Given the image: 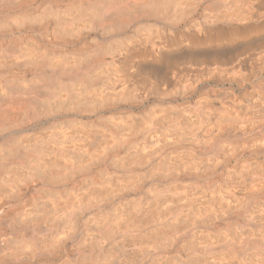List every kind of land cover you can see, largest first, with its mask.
Returning a JSON list of instances; mask_svg holds the SVG:
<instances>
[{
    "label": "bare ground",
    "instance_id": "obj_1",
    "mask_svg": "<svg viewBox=\"0 0 264 264\" xmlns=\"http://www.w3.org/2000/svg\"><path fill=\"white\" fill-rule=\"evenodd\" d=\"M263 8L264 0H0V264H264L263 199L242 218L256 235L239 221L238 230L219 232L229 220L204 213L215 203L228 212L230 194L264 191V135L245 136L255 119L264 123V75L248 80L254 87L233 107L219 89L185 102L197 88L178 74L169 78L173 89L133 84L144 64L226 47L234 24L247 25L240 37L258 32ZM138 21L161 22L174 36L150 39L149 48L132 35L116 44ZM212 97L222 132L205 124L215 120ZM146 101L149 109L133 112ZM241 130L237 150L229 132ZM222 151L253 156L224 191L219 184L232 176Z\"/></svg>",
    "mask_w": 264,
    "mask_h": 264
},
{
    "label": "rangeland",
    "instance_id": "obj_2",
    "mask_svg": "<svg viewBox=\"0 0 264 264\" xmlns=\"http://www.w3.org/2000/svg\"><path fill=\"white\" fill-rule=\"evenodd\" d=\"M229 1V0H228ZM230 1H232V0H230ZM234 1V0H233ZM229 7H231V6H229ZM213 9L214 8H211L210 10L213 12ZM234 9V8H233ZM232 9V10H233ZM236 10V9H235ZM238 10V9H237ZM242 10V9H241ZM241 10H239V11H234V12H232L233 14L234 13H240V11ZM244 10V9H243ZM261 10H263L264 11V8L263 9H261ZM260 10V11H261ZM152 11L153 10H151L150 11V13L152 14ZM157 11L160 13V15H163L165 12H163L162 10H156V12H155V10L153 11V14L152 15H154V13H156L157 15L159 14V13H157ZM259 11V13L258 14H262V13H264L263 11H261L260 12ZM149 12V11H148ZM162 12V13H161ZM171 12V11H170ZM198 12V13H197ZM196 13L197 14H194V17L196 18L197 16L199 17V13H201V10H198ZM211 12V13H212ZM222 12V11H221ZM230 12V13H231ZM243 12V11H242ZM140 13H143V12H141V11H134L133 12V14H136V15H134V16H137V15H140ZM146 13V12H145ZM149 13V14H150ZM208 14L207 12H203V14ZM214 13H215V11H214ZM238 13V14H239ZM202 14V13H201ZM204 14V15H205ZM241 15L243 16L244 15V13H241ZM155 16V15H154ZM124 18H126V17H124ZM262 19V20H261ZM260 20H258L255 24L254 23H252V24H254V26L255 25H257V28H260V30L258 31V32H256V33H252L251 35H249V36H243V37H240L238 34H237V32L239 33L240 32V30H242L243 31V28L244 27H246L247 25H245V24H234V25H232V26H230L229 28H231L230 30H231V33L232 34H236V36H235V38L233 37V35H231V37L233 38V39H236V40H234L232 43H229L226 47H222V48H220L219 50H216V51H213L214 49H212V50H206V51H202V52H204L203 54H202V52H201V49H195V50H193V51H191V52H189L188 54L186 53V55H185V53H174L175 55H172V56H168V58L166 57V58H163L162 59V62H161V65L160 66H162V65H164V66H166V67H160V66H158V67H151V68H148V66L149 65H147V64H144L143 66L144 67H141V72L135 77V79H134V83L133 84H135L136 86H138V87H141L142 86V88H143V90H145L146 92L148 91V90H150V89H152L153 87L155 88H157V86H158V88H159V86L160 87H162L161 89H163V86L165 87L166 86V84H167V86L164 88V89H171L172 88V84L170 85V80L171 79H174L175 77L176 78H180V80L182 81V82H184V81H187V79L186 78H188V81L187 82H184L183 84L184 85H186L185 83H190V84H192V83H194V84H192V85H194L193 87H195V85H196V88H197V90H196V92H195V94L193 95V96H191L188 100H186L185 102H187V103H192V102H194L195 101V99L197 98V96H201V95H210L211 93H212V91H222V92H224L226 95H224V97H222V100L221 101H223L222 103H225V105H229L230 103L232 104V106L231 107H233V106H235L236 105V102L235 101H237L236 99L237 98H242V95H244L245 94V92L246 91H251L252 90V87H254V82H253V84H252V82H248V80H253V78L255 77V76H258L259 74H260V76L261 75H264V58L262 59L261 58V56L262 57H264L263 55H264V52H263V50H264V17L263 18H261ZM126 21H128V20H126ZM130 21V20H129ZM261 21V22H260ZM131 22V21H130ZM140 22V23H139ZM259 22V23H258ZM136 23V24H135ZM133 22V23H131V25H130V29H132V27L134 26V24H135V27H137V28H135V27H133L134 29H132V30H130V29H126V32H125V34L124 35H119V34H117L116 35V38H115V40L117 41V43L116 44H120V43H123L122 41H123V38H125L126 36H131L132 35V37H133V39H134V37H136L135 38V40H132V41H138V39H140L141 41H138L136 44H139L140 45V47H148L149 48V42H152L151 40H154L155 38H157L159 35L161 36V35H164L165 33V35H167L168 37H172V36H174V32L171 30V29H169V28H166V27H164L163 26V23H161V22H156V21H153V22H151L150 21V23H152V24H148V25H145V24H141V23H143L142 21H138V22ZM138 23L139 24H141V25H138ZM119 24V23H118ZM184 24V25H183ZM263 24V25H262ZM138 25V26H137ZM154 25V26H153ZM236 25V26H235ZM118 26V25H117ZM139 26H140V28H139ZM141 26H143V27H141ZM146 26V27H145ZM147 26L148 27H150V29H149V31H148V28H147ZM178 27V29H179V31H186V27H185V23H181L180 24V22H179V24L177 25ZM159 27V28H158ZM235 27V28H234ZM243 27V28H242ZM263 27V28H262ZM139 28V29H138ZM142 28V29H141ZM147 28V29H146ZM165 28V29H164ZM237 29V30H236ZM138 32H137V31ZM239 30V31H238ZM132 31V32H131ZM135 32V34H133L134 32ZM143 31V32H142ZM184 31V32H185ZM137 32V33H136ZM163 32V33H162ZM230 31L228 30V33H229ZM154 33H156V34H154ZM158 33V34H157ZM134 35H136V36H134ZM138 35H140L139 37H138ZM138 37V38H137ZM140 37H142V38H140ZM146 37V38H145ZM151 37V38H150ZM122 39V41H121V39ZM147 38H148V41H147ZM119 39V40H118ZM137 39V40H136ZM151 39V40H150ZM124 40H126V38L124 39ZM120 41V43H118ZM146 44H145V43ZM148 44V45H147ZM237 47H240V48H237ZM155 48V47H154ZM223 51H222V50ZM200 50V51H199ZM228 50V51H227ZM230 50H231V52H230ZM195 51V52H194ZM198 51V52H197ZM210 52V54H209V52ZM251 51V52H250ZM262 51V52H261ZM200 52V53H199ZM222 52H223V54H222ZM227 52V53H226ZM261 52V53H260ZM199 53V54H198ZM207 54V56H208V58H207V56H206V54ZM179 54V55H178ZM190 54V55H189ZM197 54V55H196ZM262 54V55H261ZM196 55V56H195ZM199 55H200V57H199ZM226 55V56H225ZM174 56V57H173ZM185 56V57H184ZM249 56V57H248ZM255 56H257L256 58H254ZM170 57H172V59H170ZM202 57V58H201ZM227 57H229L228 59L230 60H227L226 58ZM187 58V59H186ZM250 58V59H249ZM166 59H168V60H166ZM247 59H249V61L248 62H246L247 61ZM252 59H253V61L255 62V64H254V62L252 61ZM257 59V60H256ZM260 59V60H259ZM262 59V60H261ZM245 60V61H244ZM211 61V62H210ZM227 61V62H226ZM233 61V62H232ZM242 61V62H241ZM251 61V63L249 64V62ZM225 62V63H224ZM245 62V63H244ZM261 62H262V64H261ZM164 63V64H163ZM212 64V66H210ZM243 64H244V66H243ZM246 64V65H245ZM147 67H146V66ZM190 65H192V66H190ZM217 65V66H216ZM228 65V66H227ZM215 66V67H214ZM218 66H224L223 68H224V70H226L227 69V71H225L224 73H223V71H222V75L220 74V72L217 74V73H215L216 72V67H218ZM236 66V67H235ZM240 66H242V67H240ZM248 66V69L246 68ZM260 66V67H259ZM196 67H201L202 68V70L204 71L205 69H207V70H205V72H198V71H200V70H198L197 69V73L195 72V74H194V72L192 73V70L195 68L196 69ZM205 67V68H204ZM211 67V68H210ZM229 68V70H228V68ZM239 67V68H238ZM245 69H244V68ZM250 67V68H249ZM155 68V69H154ZM160 68L162 69V70H160ZM214 68H216V69H214ZM236 68H237V70H236ZM242 68V69H241ZM262 68V69H261ZM154 69V70H153ZM159 69V70H158ZM212 69H214L213 71H211ZM233 69V70H232ZM239 69V70H238ZM261 69V70H260ZM255 70H257L256 72H255ZM162 71V72H161ZM171 71V72H170ZM235 71V72H234ZM239 71V72H238ZM249 71H251V72H249ZM155 72L158 74V73H160V74H158V75H155ZM176 72V73H175ZM230 72V73H229ZM238 72V73H237ZM257 73V74H255L254 75V73ZM189 73V74H188ZM203 73H205V74H203ZM213 73V74H212ZM216 75H215V74ZM237 73V74H236ZM242 73H244V74H242ZM142 74V75H141ZM170 74V75H169ZM177 74H178V77H177ZM183 75V76H185L184 77V79H183V76H180V75ZM197 74H199L200 76H197ZM203 74V75H202ZM220 74V75H219ZM230 74V75H229ZM237 75V78H241V80H237V78H236V75ZM246 74V75H245ZM252 74V75H251ZM141 75V76H140ZM174 76V77H172L171 78V76ZM205 75H206V77H205ZM208 75V76H207ZM240 75H242V76H240ZM157 76V77H156ZM169 76V77H168ZM222 77V78H219V77ZM139 77V78H138ZM140 77H142V78H140ZM197 77V78H196ZM199 77V78H198ZM205 77V78H204ZM243 77H245V79H247V80H245ZM169 78H171V79H169ZM201 78H204V79H201ZM209 78V80H207ZM251 78V79H250ZM158 79V80H157ZM192 79H194V80H192ZM220 79V80H219ZM235 80V82L236 81H238V82H236V83H238L239 84V86H240V88H238V84H236L235 82H234V80ZM243 79V80H242ZM144 80V81H143ZM150 80H152V81H150ZM164 80V81H163ZM202 80V81H201ZM230 82H229V81ZM231 80H233V82L231 81ZM139 81V82H138ZM151 84H148V82ZM160 81H162V83L160 82ZM193 81H195V82H193ZM198 81V82H197ZM201 81V82H200ZM244 81V82H243ZM167 82V83H166ZM192 82V83H191ZM210 84H209V83ZM145 85H144V84ZM147 83V84H146ZM156 83V84H155ZM161 83V84H160ZM169 83V84H168ZM198 83V84H197ZM200 83V84H199ZM203 83V84H202ZM231 83V84H230ZM235 83V84H234ZM242 83H243V85H242ZM251 83V84H250ZM157 84H159V85H157ZM182 83H181V85H183ZM148 85H150V86H148ZM154 85V86H153ZM181 85L179 86V87H177V86H175V87H177L178 89V92L179 91H181L182 89H181ZM183 85V86H184ZM253 85V86H252ZM264 85V84H263ZM135 86V88H137ZM146 86H148L147 88H146ZM151 86H153V87H151ZM170 86V87H169ZM151 87V88H150ZM242 87V88H241ZM264 87V86H263ZM144 88H146V89H144ZM150 88V89H149ZM174 88V87H173ZM172 88V89H173ZM206 88H207V90H206ZM262 88V87H261ZM141 89V88H140ZM217 89H219V90H217ZM233 91L232 92V96L231 95H229L228 93H229V91ZM244 90V91H243ZM246 90V91H245ZM205 92V93H204ZM209 92H211V93H209ZM201 93V94H200ZM203 93V94H202ZM239 94H241V95H239ZM236 96H237V98H236ZM239 96V97H238ZM194 97V98H193ZM233 97H235V98H233ZM224 99V100H223ZM231 100V101H230ZM229 101V102H228ZM261 102H263L262 100H260ZM260 101H259V103H260ZM210 106H208V108H210V109H212L211 111L213 112L212 114H213V116H215V117H213V118H215V120L214 119H212L213 121H214V123H212V120H210L209 122H211V123H205L207 126H209V127H214V129L216 130V129H218V130H216V131H219V132H222V131H224L223 129H224V127H225V125H226V121H225V118H224V120H221V121H219V119H216L217 118V111H218V109H219V105L221 104L219 101H217V100H214L213 99V97L212 98H210ZM227 103V104H226ZM235 103V104H234ZM147 104V105H146ZM152 104H153V102H151V101H146L145 103H143L141 106L142 107H140V108H137L138 106H136V107H131L132 108V110H133V112H136V113H138L139 111L140 112H142V110H147V109H149L151 106H152ZM176 104H178V103H175V105ZM234 104V105H233ZM261 104H263V103H261ZM139 105V104H138ZM146 107V108H145ZM230 107V106H229ZM130 108V109H131ZM214 108V109H213ZM218 108V109H217ZM129 108H127L126 110H130ZM138 110V111H137ZM217 112V113H215V111ZM263 112H264V110H263ZM215 114V115H214ZM257 118V117H256ZM262 119V118H261ZM259 119L257 118V119H255V121H253L254 122V124H252V125H249L248 126V129H250V130H248L249 131V133L247 134V135H245V136H248L249 138H250V140H257V138H260L261 136H263L264 135V131L261 129L260 130V128H261V126H263L264 125V123H262V125H260V123H261V121H258ZM218 121V122H217ZM216 123H220V124H216ZM256 123V124H255ZM211 125V126H210ZM214 125V126H213ZM216 125V126H215ZM258 125V126H257ZM205 126V125H204ZM222 128H221V127ZM255 127L257 128V129H255ZM221 131H220V130ZM238 130V129H237ZM260 131H262L261 133H260ZM227 132H229V131H227ZM240 132H243L242 130L241 131H230L229 133L230 134H232L234 137H232V139H231V143L232 144H234V145H236V148H237V150L239 149V147H237L238 145H241V141H242V137H244V136H242L241 134H240ZM258 132V133H257ZM236 134V136H235V134ZM243 134V133H242ZM255 136H254V135ZM239 135V136H238ZM251 135V136H250ZM259 135V136H258ZM261 135V136H260ZM258 136V137H257ZM241 137V138H240ZM235 138V139H234ZM230 140H228V142H229ZM239 141V142H238ZM230 143V142H229ZM237 143V144H236ZM224 147L226 146V145H223ZM236 150V151H237ZM226 152H224L223 153V151H222V153H220L219 154V160H225V159H228V163H227V165L225 166V169H230V171H229V173H225V174H229L230 176H235V175H237V170L238 169H236V167L238 168V166H239V164H241V162L242 161H245V160H247V159H251V158H253V156L252 155H250V154H245L244 156L242 155V157L239 155V157L237 156V154H235L236 155V158H233L232 160L231 159H229V157L231 158L233 155H226L225 154ZM238 153V152H237ZM235 155L233 156V157H235ZM237 157H238V159H237ZM200 158H202V159H204V157H200ZM222 167H220L219 168V170L221 169ZM224 168V167H223ZM219 174V175H218ZM118 175H120V176H122V172H118ZM223 175H224V173H221L220 174V172L218 173L217 172V174H215V177L214 178H221L222 179V177H223ZM226 176V175H225ZM223 177V178H226V177ZM231 177V178H232ZM230 178V182L227 180V181H225V179L223 180V181H221V183L219 184L220 185V187H221V191H224V187L225 186H228V185H231V184H235L236 183V176L235 177H233L232 179ZM234 179V182L232 181ZM232 181V182H231ZM225 183V184H224ZM219 187V188H220ZM232 193V192H231ZM263 193V194H262ZM262 193L260 192V193H258V194H253V196L252 195H244V196H236V195H231L230 193V195L228 196L229 197V199H230V203H231V207L229 208V213L227 212V210H228V208L226 209L225 208V206L223 207H221V208H219L218 209V207H217V205L218 204H216L215 202V206H214V203H213V206H214V208L216 209H214L215 211H213V209H212V211H210L211 209L209 208L208 210H204V213H209L210 215L212 214L211 212H213V213H217V215L219 216H222V215H224V216H222L221 217V220H222V218H224V220L226 219V221H228L227 223V225H225V226H222L221 224H220V226H217L216 228H215V230L217 229V230H219V232H227V231H233V230H238V226H235L236 224V222L237 221H239V222H237V224L239 223V228L240 227H242L241 229H242V231L245 233V234H248L249 232H253L254 234L256 233V231H254L255 230V228H252L251 226H248L249 225V223H247L246 221H247V218H245V216H249V214H251V213H255L256 212V206H254L255 204H260L263 200H264V191H262ZM232 196H234V198L232 197ZM238 197V198H237ZM244 197V198H243ZM251 197V198H250ZM232 199H234V200H232ZM254 201H253V200ZM263 199V200H262ZM247 201H249V202H247ZM235 203V204H234ZM253 203V204H252ZM258 204V205H259ZM235 207H234V206ZM250 206V207H249ZM237 207H239V208H237ZM224 208V209H223ZM233 211H232V210ZM239 209V210H238ZM234 210H236L235 212H234ZM238 210V211H237ZM224 212V213H223ZM219 213V214H218ZM223 213V214H222ZM228 213V214H227ZM248 213V214H247ZM207 214H205V216H207ZM208 214V215H209ZM231 214H232V216H231ZM228 215H230V216H228ZM244 215V216H243ZM219 216V217H220ZM226 216V217H225ZM235 217V219H233L232 220V218H234ZM244 217V219H246V221H244V219H242ZM231 218V219H230ZM236 218H237V220H236ZM228 219V220H227ZM224 220H222L221 222L223 223V222H225L226 223V221H224ZM232 220V221H231ZM245 222V223H244ZM232 223H234V225L232 224ZM230 224V225H229ZM248 224V225H247ZM222 227V228H221ZM253 229V231L252 230H249V229ZM222 230V231H221ZM249 231V232H248ZM254 234H253V236H250L248 239L250 240V242H254V243H258V238L256 237V236H254ZM256 235V234H255ZM252 237V238H251ZM75 244V245H74ZM79 244H81V243H79ZM78 244V245H79ZM139 244V243H138ZM138 244H136L137 246H139ZM73 245H74V247H79L78 245H77V243H73ZM77 245V246H76ZM130 246H131V244H129ZM258 246V245H257ZM73 247V248H74ZM261 247V246H260ZM259 247V248H260ZM258 248V247H257ZM253 251V249L252 250H250V252H252ZM254 251H255V249H254ZM249 253V252H248Z\"/></svg>",
    "mask_w": 264,
    "mask_h": 264
}]
</instances>
